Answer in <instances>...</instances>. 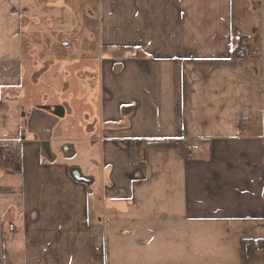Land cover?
I'll use <instances>...</instances> for the list:
<instances>
[{
	"label": "crops",
	"instance_id": "obj_1",
	"mask_svg": "<svg viewBox=\"0 0 264 264\" xmlns=\"http://www.w3.org/2000/svg\"><path fill=\"white\" fill-rule=\"evenodd\" d=\"M0 264H264V0H0Z\"/></svg>",
	"mask_w": 264,
	"mask_h": 264
},
{
	"label": "built area",
	"instance_id": "obj_2",
	"mask_svg": "<svg viewBox=\"0 0 264 264\" xmlns=\"http://www.w3.org/2000/svg\"><path fill=\"white\" fill-rule=\"evenodd\" d=\"M238 54L240 55V56H246V55H248L249 54V48H248V46L247 45H242V47L240 48V50H239V52H238ZM197 144H194L193 142H190V143H188L187 145H186V150L189 152V154L190 155H192V156H195V146H196ZM16 156H18V154H15ZM257 251H262V248L261 247H257Z\"/></svg>",
	"mask_w": 264,
	"mask_h": 264
},
{
	"label": "trees",
	"instance_id": "obj_3",
	"mask_svg": "<svg viewBox=\"0 0 264 264\" xmlns=\"http://www.w3.org/2000/svg\"><path fill=\"white\" fill-rule=\"evenodd\" d=\"M243 43L242 42H238L235 51H233V53L237 54L240 50V48L242 47ZM54 113H56L57 115L60 116H64L65 114V108L63 106H55V108L53 109Z\"/></svg>",
	"mask_w": 264,
	"mask_h": 264
}]
</instances>
